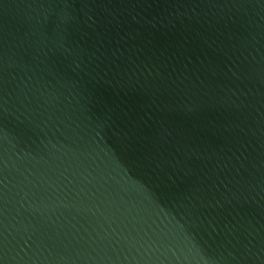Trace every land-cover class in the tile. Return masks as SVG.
Segmentation results:
<instances>
[{
	"label": "water",
	"instance_id": "1",
	"mask_svg": "<svg viewBox=\"0 0 264 264\" xmlns=\"http://www.w3.org/2000/svg\"><path fill=\"white\" fill-rule=\"evenodd\" d=\"M0 264H264V0H0Z\"/></svg>",
	"mask_w": 264,
	"mask_h": 264
}]
</instances>
